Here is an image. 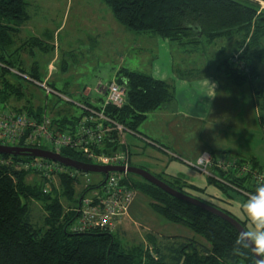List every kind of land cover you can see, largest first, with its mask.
Instances as JSON below:
<instances>
[{
	"label": "trees",
	"instance_id": "16d2710c",
	"mask_svg": "<svg viewBox=\"0 0 264 264\" xmlns=\"http://www.w3.org/2000/svg\"><path fill=\"white\" fill-rule=\"evenodd\" d=\"M104 1L111 6L116 21L131 32L151 34L183 47L199 46L204 41L213 42L223 35L243 33L246 37L240 44V53L226 58L222 66L229 78L238 85L259 76L251 60L254 56H260L258 54L261 52L259 42L260 38H264V10L260 11L259 3L264 0ZM28 7L26 0H0V105L8 104L12 98L20 100L28 97L24 106L11 108L42 120L43 116H49L46 107L35 106L23 84L13 81L8 75L14 71L19 77L26 75V71L16 67L14 61L20 49L10 50L16 46V38L23 25L30 20ZM30 77L40 81L35 71ZM113 80L126 90V101L122 107L106 104V100L97 103L85 101L81 116H76L70 109L49 116L51 128L61 132L74 129L92 109L103 112L108 120L102 121V124L110 132L96 151L106 154L128 152L130 156L125 135L133 134L148 139L139 131L140 126L151 112L174 99V89L166 81L128 68H121ZM47 87L51 93H60L54 85L47 84ZM117 126H122L124 133H120ZM61 154L94 164L81 150L66 148ZM220 156L228 163L226 156ZM26 159L0 154V264H256V257L250 249L236 245L239 231L230 222L130 174L124 183L135 192L146 195L155 213L171 223L189 228L193 236L160 239L161 236L150 233L146 236L147 241L125 246L113 230L89 228L75 231L81 216V201L91 187L82 191L80 200L76 198L82 172L72 169H69V173L61 172L57 175L60 181L57 188L51 185V180L39 176L29 181L30 174H36L19 169L20 163ZM231 161L233 165L230 167L228 164L213 166L210 180L218 182L223 189L229 187L251 195L258 184L254 175L264 173V167L255 158H233ZM244 166L249 167L248 173L240 170ZM156 176L173 189L233 217L215 202L195 197L192 190L196 187L188 185L181 178H170L167 174ZM103 184L104 181L95 189ZM62 200L71 207L68 212ZM35 201L45 211L40 226L34 221L31 208ZM239 222L247 229L245 222Z\"/></svg>",
	"mask_w": 264,
	"mask_h": 264
},
{
	"label": "rangeland",
	"instance_id": "374dc122",
	"mask_svg": "<svg viewBox=\"0 0 264 264\" xmlns=\"http://www.w3.org/2000/svg\"><path fill=\"white\" fill-rule=\"evenodd\" d=\"M26 1L29 4L30 20L23 25L16 38V46L10 50L12 52L20 49L15 54L14 61L16 67L26 71V75L19 77L16 75L17 71L9 72L8 75L13 81H20L33 104L45 106L50 117L67 109L72 110L76 116H81L85 101H105L106 96L97 92L98 84H109L121 68L148 73L151 63L155 70H162L159 67H163L175 72V69H190L189 63L200 61L204 64L202 71L215 75L221 84L219 101L223 107L220 111L222 118L217 123L209 122L205 125L210 144L244 149L248 158H255L264 167V38H260L259 42L260 56H254L251 60L259 76L238 85L226 74L224 66H221L224 73L215 71V63L240 53V44L246 37L243 33L223 35L213 42L204 41L199 46L188 45L187 49L175 43L172 47L160 43L161 52L156 48L153 52L151 47L144 46L143 60L140 53L142 50L138 49L140 37L116 21L111 6L104 0ZM259 4L260 11L264 10V2ZM148 42L151 44L152 41ZM181 48L190 50L187 58ZM166 51L172 53L168 55ZM185 61L188 65L184 64ZM32 70L40 72L41 82L30 77ZM192 72L196 73V70ZM190 74L192 73L188 72L179 78L194 75ZM47 76L49 78L45 80ZM42 83L55 85L60 93H48ZM26 99L28 97L20 100L12 98L8 104H1V107H22ZM152 116L140 126L139 131L154 140L152 132L148 131H159L160 126L158 121L153 123ZM127 136L126 134L125 137ZM142 140L139 146L131 147V167L143 168L155 176L168 174L170 178L179 177L188 185L196 187L192 190L195 197L215 202L238 222H245L247 229L253 227L242 209V203L248 195L229 187L223 189L218 182L211 181L208 175L196 167V161L173 158L171 153L152 145L149 139ZM216 151L217 154L226 156L228 161L236 158V154L232 152L225 154L228 149L219 148ZM37 177L30 174L28 179L33 181ZM79 179L76 195L79 200L82 191L88 186H91L86 194L89 199L94 198L95 191L102 193L101 186L98 189L95 187L105 180L104 174L82 172ZM50 182L59 188L60 181L57 176ZM47 188L50 189V186ZM62 202L68 212L71 207L66 206L65 201ZM150 204L151 200L146 195L135 192L133 209L128 211V217L123 220V224L113 230L123 245L142 243L150 233L161 236L160 239L168 236H193L189 228L171 223L155 213ZM75 207L77 206L73 208ZM31 208L34 221L39 226L42 225L45 217L42 205L35 201ZM198 239L201 240V237Z\"/></svg>",
	"mask_w": 264,
	"mask_h": 264
},
{
	"label": "built area",
	"instance_id": "2783aa9c",
	"mask_svg": "<svg viewBox=\"0 0 264 264\" xmlns=\"http://www.w3.org/2000/svg\"><path fill=\"white\" fill-rule=\"evenodd\" d=\"M235 61V60H234ZM42 87L51 93V89L46 83ZM97 92L106 95V104L122 107L126 101V90L118 81L113 80L109 85L99 83ZM108 120L103 112H91L78 122L74 129L64 132L51 128V119L45 115L42 120L34 119L25 112H19L12 108H3L0 105V143L14 145L24 148H38L50 150L61 154L66 148L81 150L83 155L97 165L123 166L129 167L130 156L128 152L119 153H98L106 139L109 129H104L102 121ZM116 129L124 133L122 126ZM207 155V160H200L196 167L211 176V168L215 165H233L232 161L226 163L221 156ZM19 169L31 172L43 179L54 180L61 172H68L66 167L41 158H28L20 163ZM242 173H248L249 167H242ZM77 172V171H75ZM127 173H110L101 186L102 193L95 191L94 198L84 197L79 208L80 219L75 225V231H84L89 228H99L103 230H114L124 218L128 217V211L135 199V191L124 183ZM255 180L264 182V173H256Z\"/></svg>",
	"mask_w": 264,
	"mask_h": 264
},
{
	"label": "crops",
	"instance_id": "0c3cea01",
	"mask_svg": "<svg viewBox=\"0 0 264 264\" xmlns=\"http://www.w3.org/2000/svg\"><path fill=\"white\" fill-rule=\"evenodd\" d=\"M135 34L137 35V37H140L138 49L142 50V52L140 53L143 57V60L145 57V51L143 49L144 46L151 47L153 49V52L155 48L158 52H161L162 47L160 43H162V45L164 46L173 45L171 43H168V40H164L162 38L161 40L160 37H156L151 34ZM144 37L146 39H144ZM148 40L152 41L151 44H149ZM183 48L187 49V47ZM189 52L190 50L183 51L186 58L187 53L189 55ZM166 53L169 55L172 52L166 51ZM184 64L188 65L186 61L184 62ZM189 65H191L190 69H178V71L175 69V72L163 67H159L162 70H155L153 68L154 64H152L151 67V63L148 73H144L142 71H139L138 69L128 68L133 71L151 75L158 80L166 81L170 83L174 89V99L171 102L163 105L158 110L149 114L146 121H148L153 115L152 121L153 123H157V121L159 122L160 130L148 131L152 132L151 136H154V140L150 139V137L146 138L153 142L151 143L152 145L162 148V150H164L165 152L171 153V157L186 158L188 160H191L190 162H192V160L197 161V159L200 157V153H211L212 155H214V153L217 154L216 150H219V148L228 149V151L225 152H232L236 154V158H248L247 152L244 151V149L233 148L231 146H222V144L220 145V147H217L210 144L208 132L205 128V125L209 122L217 123V121L222 118L220 111H222L223 107L220 105L219 101L221 84L219 83L220 81L215 75L207 73L206 71H202V66L204 64L200 63V61H198V63L191 62L189 63ZM222 65V61L218 64L215 63V71L219 70V72H223V70H221ZM193 70H196V73H193ZM188 72L194 75L191 77H183L182 79L179 78L180 75H185ZM35 73L40 76L39 71H35ZM227 77L228 76H226V78ZM47 78H49V76H47L45 80H48ZM127 135L128 136L125 137L124 140L129 146L131 152V147L139 146V143L143 140L142 138L133 134ZM220 155L221 154H217L216 156ZM133 205L134 202L132 203L130 209H133ZM123 220L117 225L118 227L119 225L123 224Z\"/></svg>",
	"mask_w": 264,
	"mask_h": 264
},
{
	"label": "water",
	"instance_id": "95a60500",
	"mask_svg": "<svg viewBox=\"0 0 264 264\" xmlns=\"http://www.w3.org/2000/svg\"><path fill=\"white\" fill-rule=\"evenodd\" d=\"M0 154L14 156V157L21 156V157H27V158H41V159L56 162L68 169H72L78 172L102 173L105 175V179L109 176L110 173H127L130 175H135L153 184L154 186L162 189L163 191H165L166 193H168L169 195L177 199L194 204L204 210H207L211 213L216 214L217 216L230 222L234 227L237 228L239 232L241 229H245L242 226V224L238 222V220H236L235 218L227 215L223 211L199 199L193 198L178 190L173 189L167 183H165L164 181L159 179L157 176L151 174L149 171L143 168H137V167H131V166L123 167V166H109V165L107 166V165L90 164V163H85L82 161H77V160L65 157L62 154H58L50 150H44V149H38V148H24V147H18V146L5 145L1 143H0Z\"/></svg>",
	"mask_w": 264,
	"mask_h": 264
},
{
	"label": "clouds",
	"instance_id": "9594fccd",
	"mask_svg": "<svg viewBox=\"0 0 264 264\" xmlns=\"http://www.w3.org/2000/svg\"><path fill=\"white\" fill-rule=\"evenodd\" d=\"M209 157L200 153V160ZM197 160V164L200 163ZM242 209L251 229H241L236 238V245L250 249L256 256V264H264V182L258 183L254 191L243 201Z\"/></svg>",
	"mask_w": 264,
	"mask_h": 264
}]
</instances>
